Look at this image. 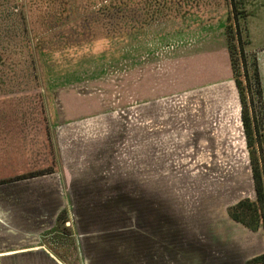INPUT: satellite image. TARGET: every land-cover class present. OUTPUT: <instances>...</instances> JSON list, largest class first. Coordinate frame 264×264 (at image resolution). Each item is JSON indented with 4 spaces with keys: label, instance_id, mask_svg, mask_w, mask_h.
<instances>
[{
    "label": "rangeland",
    "instance_id": "374dc122",
    "mask_svg": "<svg viewBox=\"0 0 264 264\" xmlns=\"http://www.w3.org/2000/svg\"><path fill=\"white\" fill-rule=\"evenodd\" d=\"M248 1L257 10L244 27L245 51L258 60L264 96V0ZM227 2L0 0V252L20 246L3 215L17 220L36 200L35 181L11 179L73 166L77 183L109 175V185L129 193L141 121L185 135L158 136L152 155L157 149L171 176L187 182L188 204L210 194L229 207L255 200L224 34ZM149 138L142 130V160ZM72 140L93 142L102 161L60 159L59 147L74 151Z\"/></svg>",
    "mask_w": 264,
    "mask_h": 264
},
{
    "label": "crops",
    "instance_id": "0c3cea01",
    "mask_svg": "<svg viewBox=\"0 0 264 264\" xmlns=\"http://www.w3.org/2000/svg\"><path fill=\"white\" fill-rule=\"evenodd\" d=\"M158 124L141 121L137 126L138 164L129 193L119 184L109 185V175L80 174L83 181L77 183L73 166L24 180L36 182V200L25 205L27 213L18 214L17 220L12 212L8 218L3 215L2 225L20 246L0 252V264H246L263 255V232L249 231L231 220L225 202L220 204L210 194L200 196L199 203H187V182L171 176L172 162L160 161L157 149L152 155L158 136L185 135L181 130H161ZM90 127L78 128L87 132ZM142 130L150 137L147 160L141 156ZM79 142L70 141L74 151L68 153L59 147L60 159L102 161L99 152L92 154L93 142ZM81 144L88 151H82ZM77 146L82 152L75 151ZM60 214L63 218L58 221Z\"/></svg>",
    "mask_w": 264,
    "mask_h": 264
},
{
    "label": "trees",
    "instance_id": "16d2710c",
    "mask_svg": "<svg viewBox=\"0 0 264 264\" xmlns=\"http://www.w3.org/2000/svg\"><path fill=\"white\" fill-rule=\"evenodd\" d=\"M227 1L229 9L224 34L227 40L226 48L229 55L232 80L235 83L241 103L242 130L251 164L250 172L255 200H239L236 204L228 207L226 212L231 220L239 223L247 230L254 232L260 229L264 234V96L257 66L258 60L255 55H249L245 51V44L249 43L245 42L247 33L244 28L257 8L254 4H250L248 0ZM254 103L260 105L258 107L260 118H258L254 109ZM250 106L254 111L249 112ZM50 173L52 172L48 169L35 170L25 175L16 176L10 182L39 178ZM7 182L9 181H1V184ZM62 216L63 214L59 215L58 221L62 220ZM246 264H264V254L249 260Z\"/></svg>",
    "mask_w": 264,
    "mask_h": 264
}]
</instances>
